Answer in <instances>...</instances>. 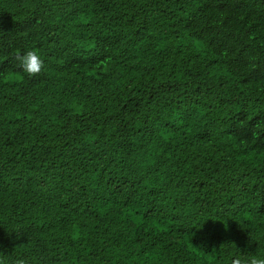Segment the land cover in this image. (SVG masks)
I'll use <instances>...</instances> for the list:
<instances>
[{
	"label": "trees",
	"instance_id": "16d2710c",
	"mask_svg": "<svg viewBox=\"0 0 264 264\" xmlns=\"http://www.w3.org/2000/svg\"><path fill=\"white\" fill-rule=\"evenodd\" d=\"M241 252L264 255V0H0V264Z\"/></svg>",
	"mask_w": 264,
	"mask_h": 264
},
{
	"label": "clouds",
	"instance_id": "9594fccd",
	"mask_svg": "<svg viewBox=\"0 0 264 264\" xmlns=\"http://www.w3.org/2000/svg\"><path fill=\"white\" fill-rule=\"evenodd\" d=\"M19 69L29 77H36L41 74L45 68L44 61L41 59L37 50L27 51L25 54L15 56ZM17 264H26L23 259L17 261ZM230 264H264V255L245 254L235 256Z\"/></svg>",
	"mask_w": 264,
	"mask_h": 264
}]
</instances>
